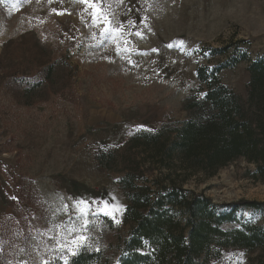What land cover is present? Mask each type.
Here are the masks:
<instances>
[{
    "label": "rangeland",
    "instance_id": "1",
    "mask_svg": "<svg viewBox=\"0 0 264 264\" xmlns=\"http://www.w3.org/2000/svg\"><path fill=\"white\" fill-rule=\"evenodd\" d=\"M102 6L106 15L94 20L101 6L81 0H0V53L9 40L31 34L72 69L65 91L31 106L0 84V219L28 223V247L18 256L26 264H45L56 249L76 250L80 236L83 244L93 240L104 216L123 233L119 176L101 167L96 153L123 146L140 129L183 120L185 99L202 92L195 69L229 55L245 58L222 69L220 80L245 101L247 65L264 59V0H104ZM106 27L110 37L102 35ZM224 47L225 53H211ZM23 181L39 196L33 205L11 201ZM183 187L222 212L232 209L224 203H261L238 206L234 214L264 226V179L244 158L213 176L190 177ZM102 201L112 215L97 211ZM221 264H264V248H223Z\"/></svg>",
    "mask_w": 264,
    "mask_h": 264
},
{
    "label": "trees",
    "instance_id": "2",
    "mask_svg": "<svg viewBox=\"0 0 264 264\" xmlns=\"http://www.w3.org/2000/svg\"><path fill=\"white\" fill-rule=\"evenodd\" d=\"M211 49V53H225ZM245 58L229 55L225 62L195 69L201 93L183 103L186 117L165 121L156 129L136 131L123 146L95 155L97 163L118 174L117 184L126 200L122 233L104 216L100 233L83 244L76 255L53 250L51 264H221L223 248H264V226L236 219L238 206L256 207L254 201L224 203L222 212L211 199L186 189L190 177H210L237 158L253 163L264 179V59L249 61L244 101L223 84L219 73ZM72 69L63 56L33 35L6 42L0 53V84L24 106L45 102L70 86ZM159 175L149 179L148 172ZM164 170V172L162 171ZM12 202L33 205L39 196L29 182L16 188ZM240 222V227H223ZM31 231L28 223L12 216L0 219V264L18 261ZM37 264V263H32Z\"/></svg>",
    "mask_w": 264,
    "mask_h": 264
},
{
    "label": "snow or ice",
    "instance_id": "3",
    "mask_svg": "<svg viewBox=\"0 0 264 264\" xmlns=\"http://www.w3.org/2000/svg\"><path fill=\"white\" fill-rule=\"evenodd\" d=\"M82 3H85L87 5H89L90 7L92 8H96L97 5H100L101 7L99 8V12L97 14L96 17H94V20H98V19H101L103 18L106 14L104 13V9H103V3H104V0H81ZM110 23V21H109ZM111 33H112V29H109V28H105L104 32L102 33L103 36H111ZM171 46V45H170ZM117 54H119V51L117 52ZM78 204H81V203H85L84 201H78L77 202ZM103 204V208H98L97 211H102L104 215H112V213H110L109 211H107V208L109 207V204L107 201H102L101 202ZM67 207V206H65ZM111 207H113L114 209L118 210L121 206L119 205H112ZM80 213L81 216H84V215H87L89 214L88 213V210H79L77 209ZM114 218V216H113ZM87 225H85L86 227ZM86 238L83 237V236H80L78 237L77 240H74L73 243H76L77 244V249L76 250H73L72 251V255H76L77 254V251L79 250L80 247H83V241L85 240ZM62 250V249H61ZM45 264H51V262L49 261H45ZM65 264H67V261H65Z\"/></svg>",
    "mask_w": 264,
    "mask_h": 264
}]
</instances>
